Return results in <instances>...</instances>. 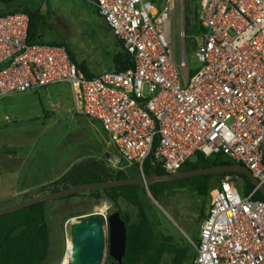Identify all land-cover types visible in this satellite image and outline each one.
<instances>
[{
	"label": "built area",
	"instance_id": "obj_1",
	"mask_svg": "<svg viewBox=\"0 0 264 264\" xmlns=\"http://www.w3.org/2000/svg\"><path fill=\"white\" fill-rule=\"evenodd\" d=\"M93 0L132 66L92 78L63 46L29 40L30 17L0 14V98L70 83L78 113L100 123L112 148L106 166L145 175L149 159L177 173L197 154L222 155L264 186V0H200L199 66L183 85L169 3ZM183 41L185 31L181 32ZM234 176L211 192L194 264H264V201ZM193 245V242H192Z\"/></svg>",
	"mask_w": 264,
	"mask_h": 264
},
{
	"label": "rangeland",
	"instance_id": "obj_2",
	"mask_svg": "<svg viewBox=\"0 0 264 264\" xmlns=\"http://www.w3.org/2000/svg\"><path fill=\"white\" fill-rule=\"evenodd\" d=\"M3 1L0 2V14L15 11L38 14L36 42L68 47L77 62L84 63L95 75L112 71L113 58L118 51L116 38L90 0ZM159 2L162 6L167 5L166 0ZM199 2L172 0L169 3L175 57L180 61L185 52L188 63V68L181 70L183 85H187L189 74L199 66L194 52L201 36L192 31L195 19L187 18L190 10L197 12ZM182 31L186 34L185 41L181 37ZM9 143L17 144L20 168L13 176L0 173V209L28 197L51 193L49 185L75 165L107 160V144L101 126L97 122H86L79 115L72 86L66 82L0 98V150ZM8 178L14 179L6 182ZM234 180L242 186L237 177ZM164 190L165 195L157 200L149 191L147 193L159 234L172 237L180 244H192L199 232L204 199L180 185L164 187ZM116 211L122 212L129 223L139 221L138 209L125 200L120 199L114 204L105 197L95 199L90 192L48 202L51 250L45 264H63L68 242H71L72 225L92 216L104 221L106 248L102 264H107L108 218ZM162 264H172L171 257L165 256Z\"/></svg>",
	"mask_w": 264,
	"mask_h": 264
},
{
	"label": "trees",
	"instance_id": "obj_3",
	"mask_svg": "<svg viewBox=\"0 0 264 264\" xmlns=\"http://www.w3.org/2000/svg\"><path fill=\"white\" fill-rule=\"evenodd\" d=\"M0 2L4 1L0 0ZM24 13L28 14L30 17L29 40L31 42H36L38 38H35L34 36L38 33L36 19H39V16L37 13ZM187 18L190 20L192 18L195 19L192 31H195L202 37L205 29L199 23L198 13L194 10H190ZM116 46L118 51L113 58L112 71L123 72L132 66V62L125 52L123 42L117 38ZM65 48L68 50L72 61L79 69L86 73L88 78L96 76L86 68L84 63L77 62L74 52H72L68 47ZM195 72L196 70H192L191 73L194 74ZM227 164L234 163L225 159L222 155L206 157L201 153H197L192 160L185 164L180 172ZM144 173L145 175L167 174L151 159L145 162ZM138 176H140V173L135 168L127 171L115 172L107 168L106 162L101 160H92L87 163H81L73 166L71 170L61 176L58 180L52 182L49 185V188L51 189V192H56L85 183L118 181ZM226 176L237 177L242 185L240 187L241 191L245 195L251 194L255 189V185L251 183L245 175L230 173L195 177L168 183H159L150 186L148 189L137 185L90 191V193L94 195L95 199L105 197L114 204H118V201L123 199L130 205L137 208L139 212L138 223H129L127 217H125L127 239L126 251L122 262L118 263L117 260L114 259L109 248L107 264H162L165 256L171 257L172 264H194L197 256L196 247H198L199 232L196 241L193 242V245L180 244L172 237H165L164 235L159 234L155 217L149 207L150 199L148 198L147 193L149 191L157 200L158 197L165 195L166 190H164V187L180 185L189 188L199 197L204 199L199 215L200 227L201 223L209 213L211 206V192L220 185L221 181ZM79 196L80 194H75L62 199ZM31 198L32 197H28L27 200ZM253 198L255 200L264 201V197L259 191L255 193ZM107 241L109 243V239H107ZM50 250L51 227L48 216V202L33 205L23 210L0 216V264H45L49 258Z\"/></svg>",
	"mask_w": 264,
	"mask_h": 264
},
{
	"label": "water",
	"instance_id": "obj_4",
	"mask_svg": "<svg viewBox=\"0 0 264 264\" xmlns=\"http://www.w3.org/2000/svg\"><path fill=\"white\" fill-rule=\"evenodd\" d=\"M230 173L245 175L248 177L251 183H253L256 187H259V192L264 197V186H260L259 181L253 176L252 172L247 167L240 164H227L165 175H140L138 177L118 181L76 185L60 191L36 196L15 205L2 208L0 209V216L14 213L40 203H47L93 190H107L122 186L137 185L148 189L150 186L159 183H168L195 177ZM108 229L110 252L114 259H116L118 263H121L125 255L127 239L126 221L122 212L116 211L109 216ZM71 244L72 258L69 264H102L106 248V233L103 219L98 216H92L80 222L74 223L71 229Z\"/></svg>",
	"mask_w": 264,
	"mask_h": 264
},
{
	"label": "crops",
	"instance_id": "obj_5",
	"mask_svg": "<svg viewBox=\"0 0 264 264\" xmlns=\"http://www.w3.org/2000/svg\"><path fill=\"white\" fill-rule=\"evenodd\" d=\"M92 1L93 0H90V2H92ZM150 1L156 7L160 8V9H162L164 7V6H162L161 2H159V0H150ZM34 37L38 38L39 34L36 33V35ZM80 116H82V115H80ZM82 118L86 122H90V121L97 122V121H94V120L89 119V118L84 117V116H82ZM98 124L100 125V123H98ZM101 130H102V132L104 134L105 141H106V144H107V148H106V153L105 154H106V156H108L111 153L112 148L109 145L108 137L105 134V132L103 131L102 127H101ZM25 134L28 135L27 132ZM16 145H17L16 143H9V144H7V146H2L3 148L0 150V173L1 174L6 173L7 175L10 174L9 176H13V174L15 173L14 171L16 169L20 168L19 164L17 163V160H19V150H18ZM10 179H14V178H8L6 180V182L9 181ZM2 199H4V198H2Z\"/></svg>",
	"mask_w": 264,
	"mask_h": 264
},
{
	"label": "bare ground",
	"instance_id": "obj_6",
	"mask_svg": "<svg viewBox=\"0 0 264 264\" xmlns=\"http://www.w3.org/2000/svg\"><path fill=\"white\" fill-rule=\"evenodd\" d=\"M97 210H98V208H97ZM71 258H72V244L69 241L68 242V248H67V254H66V257L64 259L63 264H69L71 261Z\"/></svg>",
	"mask_w": 264,
	"mask_h": 264
}]
</instances>
